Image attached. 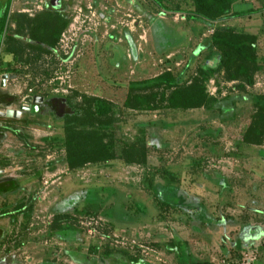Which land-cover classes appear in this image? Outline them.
<instances>
[{"label":"rangeland","instance_id":"1","mask_svg":"<svg viewBox=\"0 0 264 264\" xmlns=\"http://www.w3.org/2000/svg\"><path fill=\"white\" fill-rule=\"evenodd\" d=\"M163 2L12 1V40L1 48L18 60L5 89L13 101L0 110L17 112L0 119V218L9 216L0 221V264L40 249L38 256L62 264L73 245L96 263L114 254L121 264H264V128L256 108L242 99L233 118L221 119L207 102L169 107L172 90L162 88L149 107L126 104L128 81L186 66V85L198 79L209 100L263 94L264 9L210 19L194 12L193 0ZM261 7L264 0H231L230 13ZM55 14L69 22L54 47H31L29 24L22 32L20 22ZM224 25L256 34L252 84L226 68L201 79L198 66L212 50L203 40ZM26 95L43 98L37 111L19 110ZM84 97L111 105L95 124L107 125L115 157L69 167L65 114ZM62 232L76 239L64 241Z\"/></svg>","mask_w":264,"mask_h":264},{"label":"trees","instance_id":"2","mask_svg":"<svg viewBox=\"0 0 264 264\" xmlns=\"http://www.w3.org/2000/svg\"><path fill=\"white\" fill-rule=\"evenodd\" d=\"M159 7L164 8L163 0H153ZM197 14L214 19L222 15L238 17L241 15L261 12V8H249L246 11L240 10L230 13L231 0H193ZM95 5V1H92ZM26 18V17H25ZM27 19V18H26ZM69 20L61 15L37 16L34 19H27L26 23L19 24V31L29 24L30 42L37 45L40 50L49 51L54 47L62 29L66 27ZM3 30V22L0 32ZM9 40L10 37H8ZM256 34L247 31L236 30L232 26H218L214 28L210 37L203 40V47H212L211 52L198 66L202 81L212 76L219 70L226 68L231 78L240 79L247 84L253 83V76L249 71L256 68V51L254 43ZM44 47V48H43ZM37 49V50H38ZM18 60V55L10 46L5 48L4 64L6 69ZM187 67L178 73L163 72L158 75L130 80L126 83L127 99L126 104L133 108L149 107L154 101V91L157 89L172 90L169 107H198L208 103L206 110L216 111L221 119H231L239 112L236 102L248 99L249 104L256 108L257 116L262 120L264 128V93L254 92L227 94L223 97H214L209 100L204 87L198 85V79H194L191 85H186L184 78ZM234 68V70H232ZM229 78V77H228ZM152 107V105H151ZM112 111L111 105L102 99L84 97V103L80 109H72V112L65 114L64 142L66 148V161L69 167H77L87 162L105 161L115 156L110 151V143L104 141L107 132V125L102 124L96 127L95 121L100 116L108 115ZM258 130V131H257ZM254 132L260 133L258 128H251ZM255 140V139H254ZM260 140V137H259ZM183 241L178 237L174 241L178 253H183ZM85 262V261H84Z\"/></svg>","mask_w":264,"mask_h":264},{"label":"crops","instance_id":"3","mask_svg":"<svg viewBox=\"0 0 264 264\" xmlns=\"http://www.w3.org/2000/svg\"><path fill=\"white\" fill-rule=\"evenodd\" d=\"M2 188H4L5 186H1ZM2 218H0L1 222H8L7 217L9 216H2ZM61 235L64 237V241H73L76 239L75 234L74 233H64L62 232ZM0 236H3V234H1L0 232ZM1 238V237H0ZM11 238V232L7 233V239L9 241V239ZM58 241V240H57ZM59 242V241H58ZM11 243V242H10ZM10 247H8L7 249L12 253H14V250L11 249L12 245H9ZM80 247L78 245H73V248L71 249H67L66 254L60 257V259L63 261L62 264H121V258L118 255H114V254H109L106 255V257L101 258V260L99 262H95L94 259L89 258V256L87 254H84L80 249ZM41 252H43L42 249H40L38 251V253H34L31 250H26V260L24 258V262L18 261L13 257H11V259L8 261V264H59L58 262H54V261H48L46 258V255H42L38 256V254ZM54 256V255H53ZM51 256V258L53 257ZM85 261V262H84Z\"/></svg>","mask_w":264,"mask_h":264},{"label":"flooded vegetation","instance_id":"4","mask_svg":"<svg viewBox=\"0 0 264 264\" xmlns=\"http://www.w3.org/2000/svg\"><path fill=\"white\" fill-rule=\"evenodd\" d=\"M12 1L13 0H0V26H1V23L3 22V30L2 32H0V103H6V104L11 103V101H13V97L9 93H7V91L5 90L7 86L6 82L8 81V78H9V75H8L9 71L6 69V65L3 63L4 56H5V48H1V43H4V41H6V39L10 35L6 28V22L8 20ZM12 36H15V35H12ZM3 74H7V77L4 80L2 78ZM1 118L2 117H0V119Z\"/></svg>","mask_w":264,"mask_h":264},{"label":"water","instance_id":"5","mask_svg":"<svg viewBox=\"0 0 264 264\" xmlns=\"http://www.w3.org/2000/svg\"><path fill=\"white\" fill-rule=\"evenodd\" d=\"M7 77V74H3L2 78L3 80ZM43 98L41 96H31V95H26L22 101L20 102V107L19 110L22 111H30V112H35L39 108V104L42 103ZM15 112L12 109H5V110H0V117H13L16 116Z\"/></svg>","mask_w":264,"mask_h":264},{"label":"built area","instance_id":"6","mask_svg":"<svg viewBox=\"0 0 264 264\" xmlns=\"http://www.w3.org/2000/svg\"><path fill=\"white\" fill-rule=\"evenodd\" d=\"M58 79L64 80V76H58Z\"/></svg>","mask_w":264,"mask_h":264}]
</instances>
